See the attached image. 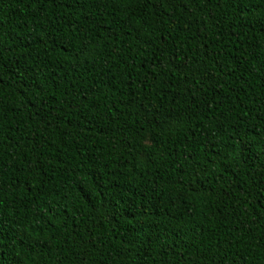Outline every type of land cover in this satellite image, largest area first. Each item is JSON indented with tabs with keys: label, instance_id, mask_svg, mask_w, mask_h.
Wrapping results in <instances>:
<instances>
[{
	"label": "trees",
	"instance_id": "obj_1",
	"mask_svg": "<svg viewBox=\"0 0 264 264\" xmlns=\"http://www.w3.org/2000/svg\"><path fill=\"white\" fill-rule=\"evenodd\" d=\"M0 264H264V0H0Z\"/></svg>",
	"mask_w": 264,
	"mask_h": 264
}]
</instances>
